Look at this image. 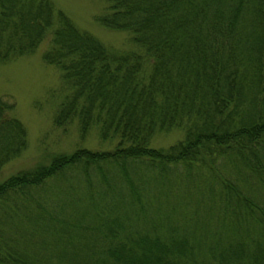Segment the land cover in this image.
I'll list each match as a JSON object with an SVG mask.
<instances>
[{
    "label": "trees",
    "instance_id": "obj_1",
    "mask_svg": "<svg viewBox=\"0 0 264 264\" xmlns=\"http://www.w3.org/2000/svg\"><path fill=\"white\" fill-rule=\"evenodd\" d=\"M104 1L94 19L132 48L51 0H0V62L47 40L67 87L52 123L116 138L0 180V264H264V0ZM10 106L0 164L26 144Z\"/></svg>",
    "mask_w": 264,
    "mask_h": 264
},
{
    "label": "rangeland",
    "instance_id": "obj_2",
    "mask_svg": "<svg viewBox=\"0 0 264 264\" xmlns=\"http://www.w3.org/2000/svg\"><path fill=\"white\" fill-rule=\"evenodd\" d=\"M51 1L76 27L90 32L105 45L122 49L133 47L126 31L106 28L94 19L105 5L104 0ZM46 46L44 39L32 51L0 62V98L10 102L8 112L22 123L26 140L17 155L0 164V180L18 169L46 162L56 153L71 152L75 147L102 150L112 148L116 143L115 137H99L95 125L80 133L75 120L64 129L52 123L57 103L67 87L61 80L60 70L43 60L41 54ZM182 135V130L176 127L156 131L149 143L164 147Z\"/></svg>",
    "mask_w": 264,
    "mask_h": 264
}]
</instances>
